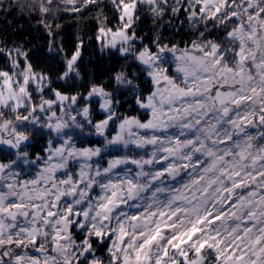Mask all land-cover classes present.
<instances>
[{
  "label": "snow or ice",
  "instance_id": "obj_1",
  "mask_svg": "<svg viewBox=\"0 0 264 264\" xmlns=\"http://www.w3.org/2000/svg\"><path fill=\"white\" fill-rule=\"evenodd\" d=\"M64 2L73 5L70 11L78 12L96 0H82L80 7H75L77 0ZM112 2L121 10L122 26L115 32L104 27L99 31L112 33L111 47H116L117 39L128 44L121 47L122 54L132 51L130 41L135 36L127 30L137 4L152 5L156 15H163L168 6V0ZM182 3L175 0L176 5ZM188 3L189 19L218 21L225 28L233 23V27L221 43L201 33V40L193 41L190 48L157 41L155 53L148 47L138 52L135 58L146 66L155 88L147 97L136 98L140 108L150 110L147 121L121 118L114 111L118 102L103 88L93 87L88 94L102 98L100 108L106 115L94 125L99 135H105L110 122L120 121L116 134L105 137V149L134 146L144 150L146 157L117 156L107 167H93V157H100L105 149L77 148L63 130L83 125L76 116L61 119L53 111L48 120L55 122L46 127L63 134V143L49 147L35 179H19L20 173L13 171L16 161L0 163V247L11 246L0 253V264H5L2 257L14 255V248H33L40 254L14 255V264H103L96 258L88 260L95 251L93 239L111 241L110 264H206L205 250L215 256L216 264H264V0ZM40 11L47 13L49 8L42 2ZM171 11L178 13L180 7ZM18 54L26 58L25 53ZM168 54L175 62V77L164 66ZM79 55L77 51L68 60V71ZM12 63L19 67L15 58ZM115 78L132 84L123 73ZM44 79L32 72L30 64L21 73L0 71V108L16 112L31 106L28 116L17 115L15 122L0 124L5 131L12 126L10 138H0V144L17 149L25 164L35 162L19 151L29 136L17 131V125L30 117L39 123L32 114L51 110L57 102L69 101V111L77 102L76 96L55 92L56 100L31 105L28 85ZM78 114L92 124L88 107ZM69 160L82 161L78 174L74 178L65 172L66 178L58 180L56 173L67 169ZM129 164L135 172L128 167L117 171ZM181 173L188 179L180 188L165 184V179L176 181ZM96 187L100 194L92 196ZM72 229L84 234L79 243ZM190 253L196 259L190 260Z\"/></svg>",
  "mask_w": 264,
  "mask_h": 264
},
{
  "label": "trees",
  "instance_id": "obj_2",
  "mask_svg": "<svg viewBox=\"0 0 264 264\" xmlns=\"http://www.w3.org/2000/svg\"><path fill=\"white\" fill-rule=\"evenodd\" d=\"M42 2L49 8L47 13L40 11ZM81 2L82 0H77L75 7H80ZM173 6L180 7V11L173 14ZM72 7L64 0H52L50 5L47 0H0V71L21 73L30 64L33 73L45 77L42 83H29L31 105L38 106L42 100H52L55 90L74 91L80 84L83 85L84 92L101 84L113 90L116 85L115 77L120 73L126 78H134L133 75L136 74L139 75L137 78H144L140 73H143L145 67L135 57L145 47L151 52L157 51V41L160 45L173 46L184 41H195L201 37V33H204V38H217L224 37L227 32L206 31L210 27H224L218 21H204L199 17L189 19L191 6L188 0H183L182 5H176L175 0H168L167 7L161 5L165 7L163 15L154 14L151 11L152 5L138 3L133 24L127 30L129 36H135L130 41L132 51L122 54L121 47H127L128 44L119 43L114 49L108 46L104 35L99 31L104 27L115 32L122 26L121 10L112 0H96V3L88 4L78 12L70 11ZM199 7L196 6L197 12ZM232 27L233 23L227 25L229 29ZM17 50L25 53L26 58L19 55ZM77 51L80 55L74 62L73 70L68 71L67 62ZM9 52L12 53L11 56L8 55ZM13 58L19 67L13 66ZM65 72H68L66 77ZM13 78L18 77L14 75ZM30 111L31 106L22 107L16 112L10 107L0 108L3 113L0 120L16 121L17 115L28 116ZM34 114V117L40 118ZM28 123L33 122H24V128L30 130L32 128ZM39 133L42 131L39 130ZM35 137L43 139L38 134Z\"/></svg>",
  "mask_w": 264,
  "mask_h": 264
},
{
  "label": "flooded vegetation",
  "instance_id": "obj_3",
  "mask_svg": "<svg viewBox=\"0 0 264 264\" xmlns=\"http://www.w3.org/2000/svg\"><path fill=\"white\" fill-rule=\"evenodd\" d=\"M196 31V28H194ZM199 30V29H197ZM230 30L229 28L224 27H210L207 28L206 31L209 33H215V32H222ZM226 33L224 34V36ZM201 38V37H200ZM200 38L195 40L197 42L200 41ZM208 40H214L217 43L222 42V36L220 37H205ZM221 39L220 41H217ZM194 41V40H193ZM193 41H184L183 43H180L177 46L180 49H184L186 47L190 48ZM172 47V46H168ZM116 48V47H115ZM114 48V49H115ZM156 52V51H155ZM153 52V53H155ZM140 62V61H139ZM142 64V63H141ZM143 65V64H142ZM146 69V66L143 65ZM166 68H168V74L170 76H177L175 70V62L171 56V54H168V63L164 65ZM141 76L144 78H137L139 77L138 74L133 75L134 78H127L128 80L132 81V84L129 85L127 83H120L116 80V85L113 90H109L108 88H105L103 84L100 86H97L98 88H103L105 92L111 94V98L114 102H118L114 104V111L121 117H136L142 122L147 121L150 118V110H146L143 108H140L139 105L136 103V98L139 96L141 98L147 97L151 94L152 91L155 90L154 85L151 81V78L147 76L146 70L143 71V73H140ZM179 82V80H178ZM83 85L80 84L79 86L75 87L74 91H59L55 90L52 95V100H56L55 92H60L62 95L65 96H76L77 102L75 105H72V110L69 111L67 108V105L70 103L69 101L63 102V105H59L60 102H57L54 104L49 110L48 116H46L45 120L40 123V131L42 133H39V128H36L34 126H29L32 129L27 130L25 128L17 129V131H22L26 135L29 136V140L25 141L21 148L19 149L20 152H27L28 156L27 159L29 161H34L35 163H24L23 157H17V149H13L11 147H3L0 146V163H10L11 161H16V166L14 167L13 171L20 173L19 179L21 180H31L35 179L37 173L44 167L43 161L47 159L48 156V149L51 146L52 149H55L59 147L63 143V134H57L54 131L48 129L46 125L48 123H54L55 121H49L48 117L51 115V112H56L57 117H60L61 119H67L68 116H76L77 123L83 125V127H76L75 125H71L69 128L64 129V133H67L72 137V143L75 144L77 148H101L105 149V137L107 139H111L112 136L116 134L118 131V124L119 120H116L115 122H110L109 129L105 132L104 136L99 135L94 125L98 123L100 120L105 118L106 113L100 108V104L102 102V98L99 95L96 96H89V92L91 90L83 91ZM224 90V89H222ZM84 107L89 108V117L92 121V124H88L85 118L78 113H82V109ZM71 123V122H69ZM34 128V129H33ZM8 130H11V127L8 128ZM1 131V130H0ZM29 132H32V134H29ZM250 131L255 132V129H250ZM40 135L43 137V139H40L39 137H35L36 135ZM51 141V145L49 142ZM147 152H151V148L149 147L147 149ZM129 155L133 158H139L141 156L147 155V153L144 150L135 149L134 146H129V149L126 150L122 145H112L109 146L107 149L102 151L100 157H93L91 163H93V167H95L96 164H99L102 168L107 167V162L111 160L113 157L117 156H124ZM41 159H37V158ZM82 161L79 160H69L67 169L58 171L56 173V178L64 179L65 172H69L73 175L75 178L78 174L80 163ZM124 167L132 168L133 172H135L136 167L134 165H127V166H121L120 169H117V171L122 172ZM181 177L183 179H181ZM181 177H177L176 181L171 180L170 178L165 179L166 185H171L174 188H180L183 181H186L188 179L187 176H185L183 173H181ZM100 194V189L96 187L94 191L91 193L92 196H96ZM163 198V197H161ZM128 210V209H126ZM130 213H135L137 209H130L128 210ZM142 211V209H141ZM20 223H23V220L20 221ZM73 235L77 242L79 243L81 240L84 239V234L80 233L78 229H72ZM92 245L94 254L92 256H88V260H92L93 258L99 259L103 261V264H110V254L108 252V248L111 245V241L106 240L104 242L97 241L95 239L92 240ZM8 247L11 246H5L0 247V253L6 251ZM49 250H50V246ZM27 253V255L33 256V255H40L37 253L33 248H14V255H24ZM14 255L4 256L2 259L5 261V264H14ZM205 258H206V264H216L215 256L211 253L205 250L204 252ZM189 259H196L195 255L189 254Z\"/></svg>",
  "mask_w": 264,
  "mask_h": 264
},
{
  "label": "rangeland",
  "instance_id": "obj_4",
  "mask_svg": "<svg viewBox=\"0 0 264 264\" xmlns=\"http://www.w3.org/2000/svg\"><path fill=\"white\" fill-rule=\"evenodd\" d=\"M104 37H105V41H106V43L108 44V46H110V44H109V42L112 40V33H108L107 35H104ZM119 43H122L119 39H117V41H116V45H118ZM114 48V47H113ZM141 63V62H140ZM14 79H17V78H14ZM28 87H29V85H28ZM30 92V91H29ZM31 93V92H30ZM48 100H50V99H48ZM59 105H63V104H61V103H59ZM39 111V110H38ZM49 110H45L44 112H41V111H39V113H33L34 115H36L37 117H40L38 120H39V123H28V125L29 126H34L35 127V129L36 128H39V130H43V128H40V123H42L44 120H45V118H46V116H48V114H49ZM5 120H7V119H5ZM5 120H0V124H2ZM13 122H15V121H13ZM30 122H32V120H31V118H30ZM10 127H12L11 125L9 126V128ZM25 127V124L23 123V124H18L17 125V129H20V128H24Z\"/></svg>",
  "mask_w": 264,
  "mask_h": 264
},
{
  "label": "water",
  "instance_id": "obj_5",
  "mask_svg": "<svg viewBox=\"0 0 264 264\" xmlns=\"http://www.w3.org/2000/svg\"><path fill=\"white\" fill-rule=\"evenodd\" d=\"M115 48V47H114ZM11 130H7V131H5V130H1L0 131V138H3V139H9L10 137H9V135H8V133L10 132ZM0 146H3V147H10L9 145H7V144H0Z\"/></svg>",
  "mask_w": 264,
  "mask_h": 264
}]
</instances>
